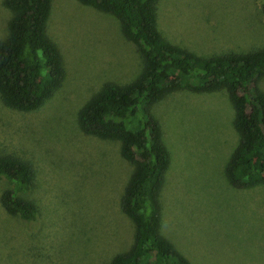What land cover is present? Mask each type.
<instances>
[{
    "label": "rangeland",
    "instance_id": "1",
    "mask_svg": "<svg viewBox=\"0 0 264 264\" xmlns=\"http://www.w3.org/2000/svg\"><path fill=\"white\" fill-rule=\"evenodd\" d=\"M0 0V39L10 14ZM46 33L64 79L38 110L0 103V154L34 170L24 222L0 207V264H107L126 251L133 225L119 210L132 171L118 143L82 134L76 114L105 82L136 77L141 59L110 15L52 0ZM157 29L197 56L264 48V0H160ZM42 75L45 69H42ZM264 93V78L258 82ZM169 154L160 193L161 234L190 264H264V187L234 190L223 169L237 144L224 91H176L151 109ZM8 186L0 180V193Z\"/></svg>",
    "mask_w": 264,
    "mask_h": 264
},
{
    "label": "trees",
    "instance_id": "2",
    "mask_svg": "<svg viewBox=\"0 0 264 264\" xmlns=\"http://www.w3.org/2000/svg\"><path fill=\"white\" fill-rule=\"evenodd\" d=\"M52 0H3L10 17L0 39V103L28 113L41 108L64 79L62 59L46 33ZM116 19L123 38L137 50L141 68L125 84L103 83L76 114L78 130L118 143L119 156L132 165L119 210L133 225L130 247L107 264H190L161 234L160 193L169 167L152 107L168 95L224 91L233 110L238 141L223 169L234 190L264 187V48L243 53L197 56L167 42L156 25L160 0H75ZM42 69L45 73L42 75ZM0 207L24 222L38 208L27 198L34 170L14 154H0Z\"/></svg>",
    "mask_w": 264,
    "mask_h": 264
}]
</instances>
